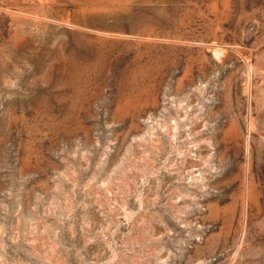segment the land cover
Here are the masks:
<instances>
[{
    "label": "rangeland",
    "instance_id": "374dc122",
    "mask_svg": "<svg viewBox=\"0 0 264 264\" xmlns=\"http://www.w3.org/2000/svg\"><path fill=\"white\" fill-rule=\"evenodd\" d=\"M0 264H264V0H0Z\"/></svg>",
    "mask_w": 264,
    "mask_h": 264
}]
</instances>
